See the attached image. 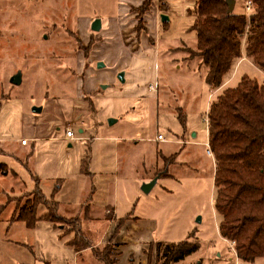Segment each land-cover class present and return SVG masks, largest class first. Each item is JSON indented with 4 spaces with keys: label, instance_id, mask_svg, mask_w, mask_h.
Returning <instances> with one entry per match:
<instances>
[{
    "label": "rangeland",
    "instance_id": "1",
    "mask_svg": "<svg viewBox=\"0 0 264 264\" xmlns=\"http://www.w3.org/2000/svg\"><path fill=\"white\" fill-rule=\"evenodd\" d=\"M144 1L0 0V163L8 172L0 176V264H102L96 255L108 245L117 264H155V244L161 255L189 238L199 250L177 264H264L238 260L218 232L207 155L211 92L193 72L198 61L186 59L196 49V0ZM242 2L236 11L249 16ZM93 19L101 20L97 34ZM142 43L157 59V88L135 98L128 91L141 73L128 72L129 59ZM120 72L130 74L124 83ZM232 73L229 87L243 76L264 82L248 60ZM16 74L18 85L10 83ZM160 152L176 154L177 166L167 169ZM36 188L62 220H42L40 205L34 226L11 221L14 200ZM79 233L89 248L76 253L67 243Z\"/></svg>",
    "mask_w": 264,
    "mask_h": 264
},
{
    "label": "trees",
    "instance_id": "2",
    "mask_svg": "<svg viewBox=\"0 0 264 264\" xmlns=\"http://www.w3.org/2000/svg\"><path fill=\"white\" fill-rule=\"evenodd\" d=\"M151 0H145V6ZM237 3L247 0H235ZM249 16L234 10L228 13L225 0H196L190 30L196 36V49L188 50V61L197 60L204 80L212 90L220 88L224 78L244 55L264 73V0H250ZM244 38V41H243ZM182 120V117L179 115ZM208 145L213 156L216 189L215 212L220 217L221 238L233 243L238 260L251 262L264 257V82L246 76L235 87L222 90L210 103L207 114ZM31 153L28 155L30 156ZM27 156V157H28ZM176 154L169 159L175 161ZM27 166V164H26ZM87 162L82 166L86 172ZM0 163V176L7 175ZM14 200L11 221L32 227L40 205L47 208L41 217L49 223L62 220L56 214L57 203L48 201L37 188ZM24 198L21 201V198ZM88 209V207H85ZM67 244L77 253L88 249V242ZM83 240V239H82ZM84 241V240H83ZM87 243V244H85ZM155 244V264H177L199 250L190 238L175 244ZM148 252V251H147ZM102 264H116L113 246L96 255Z\"/></svg>",
    "mask_w": 264,
    "mask_h": 264
},
{
    "label": "crops",
    "instance_id": "3",
    "mask_svg": "<svg viewBox=\"0 0 264 264\" xmlns=\"http://www.w3.org/2000/svg\"><path fill=\"white\" fill-rule=\"evenodd\" d=\"M237 6H238V3L236 2L235 3V7H234V10H236L237 9ZM167 20H168V18H167ZM163 23L164 22H166V21H162ZM145 44V43H144ZM141 46L144 48L143 49V51H138L137 53L135 52V51H133V53H135L134 55H135V57H133V58H131V59H129V63H130V67H129V70H128V72L130 73V68L132 69V67L134 66L135 67V69L136 68H138V69H140V73H141V75L138 77V78H135V79H133V83H132V85H131V89H130V91H128V95H130L131 97H135V98H141V97H143L144 95L146 96V95H148V93H147V90H149V91H152V90H150L149 89V85L150 86H152V87H156L157 88V85H156V65H157V59L156 58H153V59H151L149 56H148V54H147V52H145V51H148V49L150 48V45H148V44H145L144 46H143V43L141 44ZM139 53V54H138ZM144 53H146V54H144ZM187 58V57H186ZM241 60H248L250 63H251V61L249 60V59H247V58H245V57H242V58H240L236 63H235V65H234V67L236 66V65H238V63L241 61ZM187 61V60H186ZM188 62V61H187ZM252 64V63H251ZM253 65V64H252ZM142 66V69L140 68ZM254 66V65H253ZM234 67H233V69H234ZM255 67V66H254ZM103 68V67H102ZM256 68V67H255ZM101 69V68H100ZM257 69V68H256ZM196 70L198 71V74H202L203 76H204V72L203 71H200L199 69H198V64H197V66H195L194 67V70H193V72L195 73L196 72ZM261 72V71H260ZM128 73V75L127 74H124V76H126L125 78H127V76H129L130 74ZM231 73V72H230ZM228 74V75H226L225 76V78H224V81H223V84H222V86L220 87V88H218V89H216V90H212V89H210V92H211V95H210V102H209V106H210V103L215 99V97L217 96V94H219L222 90H224V89H226V88H231V87H229L228 85L230 84V82H231V80H232V78L234 77V75H233V73L232 74ZM263 73V72H262ZM117 73H111L110 74V77L113 79V78H115V75H116ZM146 76H149L150 77V79H147V77ZM141 77H142V79H141ZM138 80L140 81V82H138ZM126 81V80H125ZM124 81V82H125ZM134 83H135V87H134ZM139 83V84H138ZM138 84V85H137ZM210 88V87H209ZM105 89H107V88H105ZM153 91H155V90H153ZM214 95V96H213ZM214 97V98H213ZM208 109H209V107H208ZM207 123V122H206ZM80 132H82L81 130H80ZM208 133V132H207ZM161 135V134H160ZM195 136L193 135V138H194ZM163 138H164V140H165V137L163 136ZM166 141V140H165ZM160 143H161V141H159ZM162 143H164V142H162ZM23 146H26V144H24ZM160 154V157H161V163H162V161L163 162H165V163H167L168 164V166H166V168L167 169H170V168H174L175 166H177V162L176 163H174L173 161H171V160H169L168 161V159L173 155V154H170L169 156H167L166 158H164V155L162 154V152H160L159 153ZM213 158V157H212ZM157 167V166H156ZM166 171V172H165ZM165 172V175L166 176H164V177H167V176H169L170 174H168V172H167V170L165 169V170H163V173ZM155 178H157V180L159 179V178H161V175L160 174H158L157 176H155ZM157 182V181H156ZM156 184V183H155ZM154 187V186H153ZM122 219V218H121ZM116 260H117V262H118V258L116 257ZM117 262H116V264H117Z\"/></svg>",
    "mask_w": 264,
    "mask_h": 264
},
{
    "label": "water",
    "instance_id": "4",
    "mask_svg": "<svg viewBox=\"0 0 264 264\" xmlns=\"http://www.w3.org/2000/svg\"><path fill=\"white\" fill-rule=\"evenodd\" d=\"M226 4H227V7H228V13H232L234 11V7H235V3L236 1L235 0H225ZM161 21H167V17L165 16H161ZM91 30L94 31V32H99L101 30V20L100 19H95L92 24H91ZM104 67V64L101 63V62H98L97 63V68L100 69ZM124 73L123 72H120L118 73L117 75V79L121 82V83H124ZM21 82V79H20V75L19 74H16L14 75L11 79H10V83L12 84H15V85H18L19 83ZM102 88H105L104 86ZM41 111V108H34L33 109V112L35 113H39ZM115 123V121H110V124H113ZM157 181V178L153 179L151 182L147 183V184H144L142 186V191L143 193H149V191L153 188V186L155 185ZM200 219H197V222H199Z\"/></svg>",
    "mask_w": 264,
    "mask_h": 264
},
{
    "label": "built area",
    "instance_id": "5",
    "mask_svg": "<svg viewBox=\"0 0 264 264\" xmlns=\"http://www.w3.org/2000/svg\"><path fill=\"white\" fill-rule=\"evenodd\" d=\"M244 9H245V11H246L248 14H250V12L252 11V3H251L250 0H247V1L245 2ZM149 89H150V90H153L152 86H150ZM206 121H207V120H206ZM65 136H66V138H71V139H72L74 135H73V132H72L70 129H67V130H65ZM157 140H158V141H163L164 139H163V137L159 134V135H157ZM24 144H26L25 141H22V142H21V145H24ZM207 147H208L207 155L212 156V153H211V151H210L209 145H207Z\"/></svg>",
    "mask_w": 264,
    "mask_h": 264
},
{
    "label": "flooded vegetation",
    "instance_id": "6",
    "mask_svg": "<svg viewBox=\"0 0 264 264\" xmlns=\"http://www.w3.org/2000/svg\"><path fill=\"white\" fill-rule=\"evenodd\" d=\"M94 20H95V19H93V20L90 22V24H89V29H90V30H91V24H92V22H93ZM100 31H101V30H100ZM91 32L94 33V34L99 33V32H94V31H92V30H91Z\"/></svg>",
    "mask_w": 264,
    "mask_h": 264
}]
</instances>
